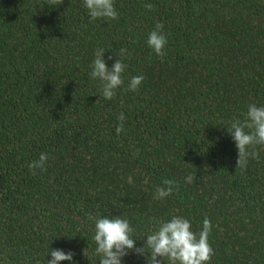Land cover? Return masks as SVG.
Here are the masks:
<instances>
[{"label": "trees", "instance_id": "obj_1", "mask_svg": "<svg viewBox=\"0 0 264 264\" xmlns=\"http://www.w3.org/2000/svg\"><path fill=\"white\" fill-rule=\"evenodd\" d=\"M114 7L116 19L93 21L83 0H0V264H47L51 249L75 254L60 264H99L96 219L129 220L142 247L173 216L197 234L211 221L209 264H264V146L236 169L227 132L264 106V0ZM157 22L161 56L147 45ZM122 48L123 84L106 100L91 65L103 49L111 69ZM165 179L173 191L156 199Z\"/></svg>", "mask_w": 264, "mask_h": 264}, {"label": "clouds", "instance_id": "obj_2", "mask_svg": "<svg viewBox=\"0 0 264 264\" xmlns=\"http://www.w3.org/2000/svg\"><path fill=\"white\" fill-rule=\"evenodd\" d=\"M63 0H47V6H57ZM90 18L95 21L98 18L114 20L118 13L114 7V0H83ZM151 9L152 5H145ZM163 24L157 22L155 30L149 33L147 45L157 56L163 54V49L168 43L166 36L162 34ZM127 49H120L119 56L111 69L108 68L103 49H98L95 59L91 65L90 76L92 79L101 81V91L106 100H111L115 96V91L123 84L122 73L126 65L123 63ZM112 59V57H108ZM143 75L133 76L129 82V89L138 90L144 81ZM119 120L125 119L121 113ZM121 124L116 128L119 135L123 131ZM247 130V131H246ZM227 132L235 141L238 149V159L236 169L246 170L247 161L250 157H257L256 146H264V106L258 107L250 104L247 109L245 120H233L227 126ZM49 157L45 153L39 155L38 161L31 162L28 167L35 174L37 168L43 169ZM189 182L192 177L187 178ZM174 181L165 179L163 184L167 187H158L155 198L164 199L173 191ZM155 230L146 235L142 247L136 246V238L132 233L134 228L129 220L113 217L98 218L94 225L95 255L99 257V264H122V258L130 252L136 255L145 256L146 264H209L214 250L211 247L208 237L212 229L209 219L203 220L202 230L199 234L191 230V222L183 217L173 216L170 221H154ZM83 255H89L88 248L82 250ZM51 259L47 264H60L61 261H73L75 255L72 251L65 253L60 249L50 250Z\"/></svg>", "mask_w": 264, "mask_h": 264}]
</instances>
